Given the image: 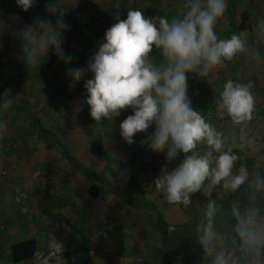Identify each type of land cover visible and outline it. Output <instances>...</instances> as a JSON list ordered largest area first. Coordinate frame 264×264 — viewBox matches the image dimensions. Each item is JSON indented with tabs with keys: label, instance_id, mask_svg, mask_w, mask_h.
<instances>
[{
	"label": "rangeland",
	"instance_id": "rangeland-1",
	"mask_svg": "<svg viewBox=\"0 0 264 264\" xmlns=\"http://www.w3.org/2000/svg\"><path fill=\"white\" fill-rule=\"evenodd\" d=\"M47 1L6 0L4 11L11 16L8 20L0 19V85L11 84L12 100L32 108L41 123L56 132L68 152H85L91 141L104 145L114 142L112 137L118 128L133 124L135 111L129 106H137L138 96H148L154 90L152 83H145V59L155 48L169 50L170 46L181 43L191 51L197 50L199 61H204L198 67L202 73L216 80L226 76L234 80L235 102L244 107L245 115H240L243 109L237 108L240 110L236 111L237 117H224L222 114H229L234 102L229 101L231 106L228 102L223 105L215 96L217 87L208 86L202 103L204 109L193 124L198 132L192 131L191 135L195 134L200 142L220 144L231 135V148L235 152L228 157L222 147H212L209 155L197 156L195 150L184 175L178 176L184 177L190 192L186 197L176 198L177 192L172 191L171 185L179 183L176 178H163L151 193L157 196L161 193V197L153 199L148 190L154 183L145 177L138 180L135 165L124 157L131 153V148L115 146L112 161L104 160L105 165L90 155L84 166L97 172L108 168V176L114 179L104 183L110 190L116 186L122 188L127 198L132 195L134 205H130V202L121 203L115 193L92 201L87 193L90 182L78 174H72L68 183L63 184L60 181L63 173L70 170L65 161H58V155L46 149L43 141L35 140L25 113L13 109L0 98V117L3 115L0 118V264H12L8 253L10 243L27 236H37L40 246L29 264H141L149 232L144 217L152 216L150 211L144 210L151 207L145 203L154 204L167 220L163 210L173 208V201L186 212H176L179 216L174 218V225L179 227L170 238L175 241L168 243L169 251L176 245L193 247L217 240L220 244H233L231 251H238L237 264H246L245 260L254 252L253 246L236 245L237 238L251 223L264 216V109L260 102L264 100L263 95L252 91V85L246 86L241 78H252L250 84L254 86L263 82L264 72L258 65L261 60L248 57L249 48L243 43L231 48L226 56L228 61L227 58L223 61L212 59L216 57L209 54L211 42L234 38L230 35L231 27L221 20L203 17L198 20L201 27L193 35L182 36L178 31L180 20L155 18L150 13L148 0L142 4H138V0H56L55 5ZM170 2L163 0L160 7L172 5ZM184 2L183 8H190L186 0ZM213 3L195 5L191 12L198 13L197 8L213 12L217 8ZM109 5L123 11L109 14ZM172 6L181 5L176 2ZM123 13H127L126 21L119 20ZM23 16L28 19L24 21ZM253 23L254 29L245 32L243 38L250 44L264 46V24ZM127 28H133L135 35H121ZM155 28L158 29L156 35L153 34ZM74 30L81 34L68 43L61 58L78 62L76 71L83 81L77 80L61 65L59 58L53 60V69L44 73L34 67L37 60H48L64 47ZM201 34H212V41L203 39ZM161 57L164 62L168 61L167 57ZM111 67H116L121 75L119 84L110 92L119 107L97 111L101 103L96 100V89L103 88L107 69ZM133 67L138 72L129 83L127 75ZM192 68L188 77L185 73L180 80L184 93L193 92L199 82ZM20 72H24L25 82L21 80L16 86L15 79ZM93 77L98 83L90 81ZM245 87H249L248 90L245 91ZM166 92L170 93V88L164 86L160 94L166 96ZM171 93L176 94L174 88ZM150 104L156 105L153 101ZM219 119L224 125L216 132ZM230 121H236L232 125L237 124V127L231 126ZM234 128L246 132L235 135ZM76 156L73 153V158L80 161ZM198 160L200 165L196 166ZM49 167L53 168L55 176L49 177L46 170ZM236 178L245 180L248 190L239 198L228 200L226 194ZM17 190L23 192V200L16 199ZM212 191L218 195L214 200L208 199ZM139 202H142L141 208L137 207ZM188 203L189 210L185 207ZM227 250L226 254L233 255ZM199 258L186 250L174 257L172 263L197 264ZM202 258L210 264H223L219 256H213V251ZM226 260L230 264L229 256Z\"/></svg>",
	"mask_w": 264,
	"mask_h": 264
},
{
	"label": "crops",
	"instance_id": "crops-1",
	"mask_svg": "<svg viewBox=\"0 0 264 264\" xmlns=\"http://www.w3.org/2000/svg\"><path fill=\"white\" fill-rule=\"evenodd\" d=\"M145 1L146 0H138V4H142ZM148 1L151 4L150 9H152L150 13L155 18L158 17L161 20L167 19L170 21L175 20V19L181 20L184 17H191L196 20L203 19V17L207 19H212V20H221V21H224L226 25L231 27L230 35L234 38L236 36L235 31L232 28L231 24H229V19H230L229 15L231 14L229 5L231 3L232 5H234V12H233L234 17L232 16V20L234 23L240 20V14L245 11L249 15V22L252 26L251 30L254 29V23H253L254 21H260L262 24H264V0H213V1L212 0H201L200 3L202 4L210 5L211 2L212 3L214 2L213 4H215L217 8L213 12H209L206 10L203 11L202 9L197 8L198 13H196V11L195 12L193 11L194 14L193 12H191V8L194 7L195 5H197V7H200L202 6V4H200L199 2L195 3L193 0L192 2L190 1L191 3L187 2L186 0V3H188V5L190 6V8L188 9L183 8V5H185V2H184L185 0H171L170 3H173V4H175L176 2H179V4L182 6V7L180 6L181 8L172 6L173 4L172 5L169 4L165 8H161L160 6L162 5L163 0H148ZM50 3H53L55 5L56 0H51V1L48 0L47 4H50ZM117 11H123V10L121 8H115V7H112V5H109L107 12L109 14H112L111 12H113L114 14L115 12L117 13ZM126 14L127 13H123V15H121V18L119 20L126 21L127 20ZM207 15H209L210 17ZM10 16H11L10 14H7L5 11H3L0 19L8 20ZM23 17H24V21L25 19L26 20L28 19L26 16H23ZM154 31L155 32H153V34L156 35L155 33H158L157 32L158 29L155 28ZM245 32H249V31L248 30L244 31L241 34L242 38ZM135 33L136 32L135 30H133V28H127L126 32L121 35L134 36ZM187 48L189 47L184 46L183 44L180 43L179 45H176V46H170L169 50H163V48H159V49L155 48L153 49L151 53H149V55L145 59L146 60L145 61V72H146L145 73V83L146 82L152 83L153 84L152 87L154 90L148 96H144V97L141 95L138 96L137 98L139 99V102L137 106H134V105L129 106L130 108L132 107L131 111H135V114L133 116L134 120H131L133 121V124H130V125L124 124L123 126H121L120 128L116 130V133L113 134L114 136L112 137V140L114 142H108L107 144H105V147L107 148V153L102 159H100L104 162L103 165H105L106 163L104 160H106V162L112 161L113 155L115 154L114 152H112V150L114 149L115 146L120 147V145H122L125 148H131V153L127 154V156H124V157H126L129 160V162H132L135 165L134 171L138 175L137 176L138 180H142L145 177L146 179L151 180L154 183L153 187H151L148 190V194H151L153 192V190L158 185V182L162 181L163 178H165V180L167 179L172 180V178H176L177 182L179 183L176 185L174 184L171 185L172 191H174V193L177 192V195H175L176 198L178 197L182 198V197L189 196L190 192H188V188L184 184V177L183 176L178 177V176L184 175L185 171L187 170L186 166L189 165L190 158L191 156L195 155V152H196L195 150L198 147L214 144L211 142H204V140L200 142V140H198V137L195 134L191 135V132L195 131L193 127L195 119L200 115L199 113L200 111H202L201 109H204L203 108L204 106L202 107V103L206 99L207 89L209 88L208 86L214 85L215 87H217L216 88L217 93L215 96H217V98L223 105L225 102H228V103H230L229 101L234 102V105L232 106L230 103V106H231L230 113L222 114L224 117L227 118V115L237 117L236 111H240L238 110L239 108L243 109L240 115H245L244 107L239 106V104L235 102L236 100H235L234 94L236 93V91L234 90V88H235L236 83L234 84V80L231 78H228V76L220 78V79L218 78L216 80L213 77L208 76V74H204V72L202 73L201 70H199L198 68L200 67L199 65H201L200 63L201 60L199 61L200 54L197 55V52H198L197 50L191 51L190 49H187ZM161 56L167 57L168 61L164 62ZM226 58L228 61V57ZM212 59L216 61L218 60L216 58H212ZM72 63H75L74 70L76 71V66L78 65V62H72ZM90 63L91 65H94L93 62H90ZM35 65L36 64H34V67ZM258 65L260 66L259 68H261L264 72V62L262 61L258 62ZM185 66H187L189 69L193 67L192 69L196 73V76L195 75L194 76L196 79L198 78L199 80V82L197 81L195 90L191 93H184L182 91L183 89L182 90L180 89L182 88L180 85L182 82H180V80L181 78H184L182 77V75L186 73V78H187L189 74L188 72L189 69L183 68ZM76 74L78 76V78L75 77L77 80H79L80 82L84 80L81 74H79L77 71H76ZM120 77L121 75L118 74L116 67H111L107 69V79H105L106 82L104 84L105 87L103 86V88L100 87L96 89V91L98 92L97 93L98 99L96 100L100 101L101 105L98 106V109L94 108L95 110L99 111V109H104L106 111L112 108V106L114 108L119 107V105H117L116 103V100L110 97L111 95L110 92H111V88L114 85L119 84L118 79ZM219 77H222V76H219ZM213 79L214 81H212ZM22 80L24 83L25 82L24 79ZM242 80L245 81L246 86L252 85L250 89L252 91H255L256 94H260V96L263 95L262 99L264 100V81L261 82L260 84H256L255 85L256 87H255L254 84H250V82L253 81L252 78L250 77L245 78L244 76V78H241V81ZM90 81H92L93 83H98V81L94 80V77ZM27 82H29V84L32 82V85H33V81L32 80L29 81V78H27ZM229 84L233 87V92L230 94L224 93L223 88ZM164 86L170 88V93L166 92L165 93L166 96H163L160 94ZM173 88L176 94L171 93ZM248 88L249 87H245L244 90L246 91L248 90ZM240 99H241L240 101L244 100L243 97H241ZM111 100L113 101L111 102ZM152 101L155 102L156 105L150 104V102ZM260 102H261V108L264 109V101L262 102L260 100ZM144 104H146V106ZM94 107L96 106L94 105ZM133 107L134 108L136 107V108L134 109ZM88 108L90 109L89 106ZM29 109L33 113L36 114V112L32 108H29ZM42 111L44 112L43 109ZM2 116L3 115L1 114L0 118H2ZM235 122L236 121L234 122L230 121L229 124H231V126L236 128L237 124L232 125V123H235ZM216 124L218 125L215 130L216 132H220L224 124H221L220 119L216 122ZM197 132L198 130L195 131V133ZM232 132H234V134L236 135L237 133H242L246 131L244 129L238 128V129L232 130ZM230 134L232 133L230 132ZM226 140H231V135L228 136L225 139V141ZM89 144L90 142H88L86 145L87 152L79 151L80 153L78 152V154H77L78 150L73 152L75 155H77L76 157H79L80 158L79 160L83 164H86V165L88 162L87 163L85 162L90 158L89 156L92 155L91 152L89 151ZM69 153L73 154L72 152H69ZM159 165L162 167V169H160ZM199 165H200V161L196 164V166H199ZM52 169L51 167L46 168L47 173L49 174V177H52V175L55 176V173H53ZM107 169L105 170L103 169L101 171L102 175L104 176L106 175L107 178L109 179L111 178L113 180L114 177L108 176V172L106 171ZM195 171H197V168L195 169ZM93 172L98 173L97 171H94V170ZM219 173L221 175V172ZM72 174H76V173H70V177ZM160 175H162L163 177H159ZM236 179H239V178H236ZM90 185L87 187V190L90 187ZM151 196L153 197V199H156L157 197L158 198L161 197V193L158 196L152 195V194ZM173 198H174V195H173ZM171 205L173 206V208H169L163 211L167 213L166 214L167 220L171 224L174 225L175 224L174 218L179 216L176 214V212L177 213L180 212L183 214L186 211L182 210L180 205L178 207L177 202L173 201ZM188 206H189V203L188 205H185V207L188 208L189 210L190 207ZM35 210L36 211L39 210V207L38 209L35 208ZM144 210L148 211L146 209ZM53 211L56 213L57 212L61 213L58 210L57 211L53 210ZM168 213L171 214L172 217ZM27 237H33V236H27ZM24 238L20 240H23ZM36 238L38 239V243H39V238L37 236ZM20 240H16V241H20ZM146 241L147 239L145 240V242ZM12 243H10V245ZM248 244L253 246L252 251L254 252L251 253V255L245 260L246 264H264V216L259 218V220L251 223V225L247 227V231L241 234L240 236H238L236 245L249 246ZM218 245H221V246H218ZM232 245L231 244L224 245V244L217 243L213 249V256L214 257L219 256L223 264H228L226 258L227 256H229V263L237 264L239 256H236V255H238V251L237 249L234 250L235 253L234 251H231L232 249H234L232 248ZM9 249H10V246H9ZM227 249H230L231 254L233 255H230L229 253L226 254V252H228ZM199 257L200 258L197 261L198 262L197 264H210L209 262H204V258H202V256H199ZM30 261L31 260L23 262L21 264H29Z\"/></svg>",
	"mask_w": 264,
	"mask_h": 264
},
{
	"label": "trees",
	"instance_id": "trees-1",
	"mask_svg": "<svg viewBox=\"0 0 264 264\" xmlns=\"http://www.w3.org/2000/svg\"><path fill=\"white\" fill-rule=\"evenodd\" d=\"M230 7V19L229 24H231L232 28L235 31V38L230 41L226 40H219L218 42L212 43V35L201 34L203 39H206L208 42H211L210 48L208 51L210 55L216 57L219 61L225 60L228 52L231 50L233 46L238 43H243L245 47H248L247 56L250 58H258L262 62H264V46L261 44H250L244 38H242L241 34L244 31H250L252 26L249 22V15L245 11L240 14V20L235 23L232 20V16L234 17V5L232 3L229 5ZM6 8V0H0V15L2 16L3 11ZM0 16V17H1ZM199 23L198 20L191 18V17H184L180 20L179 23V32L183 35H193L197 30ZM81 34L80 31H72L67 38V43L62 47L59 51H57L53 56L52 53L49 52L50 56H52L48 60H38L35 67H37L42 73L46 72L47 70L53 69L52 62L54 59L59 58L61 65L66 66L71 74L74 77H77L76 71L74 70L75 63L70 62L69 60L62 59L61 55L64 54L66 49H68V43L72 41V39L76 36ZM204 52V51H203ZM204 60V59H203ZM204 61H201V65ZM24 74L20 72L15 79L16 86H19ZM13 86L11 84H7L5 86L0 85V98L2 100L7 101L10 106L17 110L18 112L25 113L26 116L29 118V127L33 131L35 140L43 141L44 147L56 153L58 155V161L60 159L64 160L66 165L70 170H67L63 173L61 178V182L63 184L68 183L70 173H76L85 179H87L91 185L88 188V193L92 201L102 197L106 194L115 193L116 197H118L119 201L123 204L130 202V205H134L132 200L134 199L132 195H129L127 198L126 193H123L122 188L116 186L115 189L107 188V185L104 182L110 180L106 176L102 175L101 172H93L89 170L81 161L78 159L73 158V154L69 153L64 146L59 141V138L55 131L45 127L41 121L36 117V114L33 113L25 104L14 102L12 100ZM223 92L230 94L233 92V87L229 84L223 88ZM228 96V95H227ZM212 147H222L224 153L228 157H232L235 150L231 147L230 140H226L223 144L214 143L207 146H200L198 147L196 155L198 156H207L211 153ZM89 151L96 159H102L105 154L107 153V148L105 147L104 143H99L97 141H91L89 144ZM59 170V168H58ZM70 171V172H69ZM264 177V176H263ZM248 190V185L245 180L243 179H236L232 190L226 194V199L234 200L242 196ZM216 192H210L208 194V199L214 200L217 198ZM136 202V201H135ZM138 202V201H137ZM138 204V203H137ZM136 204V205H137ZM142 202H139L137 207H142ZM148 207V211L152 213V216L145 217L146 225L149 229L147 241L144 244L145 249V258L141 261V264H173L172 259L179 255L180 253L190 250L193 254L198 256H204L209 252H212L215 244L218 242L217 240H211L205 243H201L195 245L193 247L188 246H174L171 251L168 250L167 246L168 243L171 241H175L174 239H170L173 231L179 227V225H173L169 223L162 211L156 208L152 203H145ZM159 242V243H158ZM40 246L38 240L35 237H26L23 240L16 241L10 245L9 249V256L10 260L13 264H21L23 262L32 260L36 252L39 250ZM88 254V248H87ZM87 258H85L86 260Z\"/></svg>",
	"mask_w": 264,
	"mask_h": 264
},
{
	"label": "built area",
	"instance_id": "built-area-1",
	"mask_svg": "<svg viewBox=\"0 0 264 264\" xmlns=\"http://www.w3.org/2000/svg\"><path fill=\"white\" fill-rule=\"evenodd\" d=\"M198 27L200 28V25H198ZM202 54H204V52H202ZM137 68H131L130 69V72L128 73V75H127V81L130 83V82H132L133 80H134V78H135V76H136V74H137ZM103 135V134H102ZM23 198H24V194H23V192H21L20 190H17V192H16V199L18 200V201H20V200H23Z\"/></svg>",
	"mask_w": 264,
	"mask_h": 264
}]
</instances>
